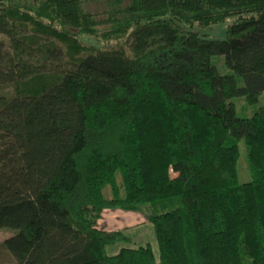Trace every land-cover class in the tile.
<instances>
[{"label": "trees", "instance_id": "16d2710c", "mask_svg": "<svg viewBox=\"0 0 264 264\" xmlns=\"http://www.w3.org/2000/svg\"><path fill=\"white\" fill-rule=\"evenodd\" d=\"M228 19L226 39L186 27ZM0 33V228L18 264H264V106L232 101L264 91V0H0ZM117 208L146 214L159 258L109 253L131 241L98 227Z\"/></svg>", "mask_w": 264, "mask_h": 264}, {"label": "rangeland", "instance_id": "374dc122", "mask_svg": "<svg viewBox=\"0 0 264 264\" xmlns=\"http://www.w3.org/2000/svg\"><path fill=\"white\" fill-rule=\"evenodd\" d=\"M230 21L231 20L228 19L225 22L215 23L208 26H200L198 24H195L192 27L189 26L186 27L187 29L197 31L199 34L204 35L211 39H226L228 37L227 27ZM0 42L7 44L8 43L7 36L0 33ZM212 62L218 67L221 73L223 74L233 73V71L227 66L226 58L224 55H220V54L213 55ZM239 84L240 85L242 84V80L240 77H239ZM232 101L236 105V111L238 116L240 117L251 116L259 107L264 106V91L260 94L258 103L255 105H251L250 107H243V105L245 104V99L243 97H234L232 98ZM2 139L4 141L8 140L4 136H2ZM238 146L240 150V156L237 164L239 180L242 183L249 182L252 180L253 176L248 159V147L244 137L238 140ZM133 212L135 214H138L140 218L144 217L145 222H141L129 229L130 230L129 235L131 236L130 242L117 243L116 245L111 246L108 249L109 253L111 254L116 253L123 246L137 247L140 245L145 246L149 244L153 247L156 256L159 258V246H158L157 238L155 236L153 225L150 222H148L146 218V214L143 211H133ZM104 213L106 212L104 211L103 214ZM117 221H120L119 217L115 218L114 221H112V223L107 221L109 225L106 224L104 225V222L100 221L98 227L105 230H107L105 226L114 229L118 227L122 228V224L118 223ZM16 233L17 230L14 228H10V227L0 228V264H18L16 258L8 250V248L5 246L4 243L6 238Z\"/></svg>", "mask_w": 264, "mask_h": 264}, {"label": "crops", "instance_id": "0c3cea01", "mask_svg": "<svg viewBox=\"0 0 264 264\" xmlns=\"http://www.w3.org/2000/svg\"><path fill=\"white\" fill-rule=\"evenodd\" d=\"M106 213H104L102 215V217L100 218L98 224L100 223V221H103L104 222V225H109L107 223L108 222H111L114 221L115 218L119 217L120 221H117L118 223L122 224V228L118 227L116 229L114 228H108L107 226L106 229L108 231H113V230H119V229H126L127 232L129 233L130 232V228H132L133 226L141 223V222H145L144 220V217H139L138 214H135L133 211H122V210H119L118 208L117 209H106L105 210ZM143 219V220H142ZM115 225V224H113Z\"/></svg>", "mask_w": 264, "mask_h": 264}]
</instances>
